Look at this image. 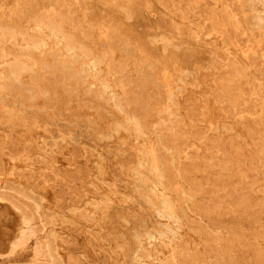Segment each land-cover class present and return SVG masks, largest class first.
I'll list each match as a JSON object with an SVG mask.
<instances>
[{"label": "rangeland", "instance_id": "rangeland-1", "mask_svg": "<svg viewBox=\"0 0 264 264\" xmlns=\"http://www.w3.org/2000/svg\"><path fill=\"white\" fill-rule=\"evenodd\" d=\"M142 263L264 264V0H0V264Z\"/></svg>", "mask_w": 264, "mask_h": 264}, {"label": "bare ground", "instance_id": "bare-ground-1", "mask_svg": "<svg viewBox=\"0 0 264 264\" xmlns=\"http://www.w3.org/2000/svg\"><path fill=\"white\" fill-rule=\"evenodd\" d=\"M170 212V211H169ZM171 213V212H170ZM225 227V226H224ZM227 229V228H226ZM209 230V229H208ZM238 231V230H237ZM171 232V231H170ZM172 233V232H171ZM241 233V232H240ZM139 244H140V242H139ZM141 245H142V243H141ZM142 247V246H141ZM141 249V248H140ZM254 257V256H253ZM149 258V257H148ZM165 263V262H164ZM143 264V263H142ZM145 264V263H144ZM182 264V263H181Z\"/></svg>", "mask_w": 264, "mask_h": 264}]
</instances>
